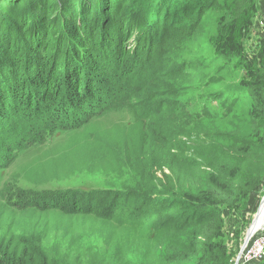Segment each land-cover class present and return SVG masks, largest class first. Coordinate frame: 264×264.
I'll return each mask as SVG.
<instances>
[{
  "label": "trees",
  "instance_id": "trees-1",
  "mask_svg": "<svg viewBox=\"0 0 264 264\" xmlns=\"http://www.w3.org/2000/svg\"><path fill=\"white\" fill-rule=\"evenodd\" d=\"M218 1L0 0V163L108 112L132 111L134 123L117 150L118 169L129 175L117 189L3 197L19 212L96 221L107 228L102 245L84 229L19 225L0 237V264L234 263L224 213L242 211L264 182V52L260 69L245 66L252 102L241 114L236 100L217 114L222 96L212 91L179 99L195 64L173 57ZM228 16L217 36L234 53L249 27L235 30L233 42ZM147 100L144 109H152L141 114ZM114 229L122 237L105 247Z\"/></svg>",
  "mask_w": 264,
  "mask_h": 264
},
{
  "label": "rangeland",
  "instance_id": "rangeland-1",
  "mask_svg": "<svg viewBox=\"0 0 264 264\" xmlns=\"http://www.w3.org/2000/svg\"><path fill=\"white\" fill-rule=\"evenodd\" d=\"M248 1L256 5L254 12L249 6L241 5L240 8L235 0H219V9L205 12L201 20V33L187 40L183 49L173 54L176 61L187 60V63L195 64L193 69L186 71L182 76L184 80L180 93L183 96L178 97L179 99L212 91L217 97L222 96L221 102L217 103V114L223 113L222 102L226 100L240 101L235 108L237 114L244 113L249 108L252 100L248 98L249 93L244 86L250 85L251 82L246 80L248 70L245 66L249 65L255 69H260L262 66L258 58L264 52V21L260 8L262 1ZM230 12L231 15L228 16ZM234 13L236 15H233ZM226 16H228L226 21L230 40L236 34L235 30L246 24L249 27L241 38V44L238 40L237 42L232 40L239 47L234 53L227 46V39L222 40L221 34L217 36L220 23ZM213 38L218 40V46H213ZM147 102L148 100L138 105L141 114L152 109L151 107L144 109ZM132 113V111L108 112L103 117L90 120L88 125L81 129L53 134L44 144L20 153L12 163L1 161L0 166L7 167L0 168V237L5 234L7 228L13 230L19 225L30 228L34 224H40L47 225L50 230L75 229L76 233H81L84 229L86 234L97 233L91 242L102 245L100 237L107 228H100L96 221L90 224L85 219H69L56 212L42 213L35 210L19 212L15 207L6 205L3 197L10 195L16 201L18 194H32L33 191L117 189L121 184L119 178L129 177L125 168L118 169L123 163L124 155H120L117 150L123 146V140L130 132V127L134 125ZM170 116L179 120L181 118L179 114H170L165 118ZM228 121L226 119L218 128L225 129L224 124ZM129 162L134 164L131 159ZM157 175L160 177L161 174L157 173ZM248 198L246 207L242 211L235 213L229 211L223 216L222 232L226 246L232 252L235 261L239 256L238 264L255 262L249 256H253L260 247L264 249V227L250 236L244 246L247 231L252 230L258 220L257 217L264 211L262 208L264 182ZM262 222L264 225V219ZM118 232V229L112 231L110 238L107 237L109 243L105 247L122 237Z\"/></svg>",
  "mask_w": 264,
  "mask_h": 264
},
{
  "label": "bare ground",
  "instance_id": "bare-ground-1",
  "mask_svg": "<svg viewBox=\"0 0 264 264\" xmlns=\"http://www.w3.org/2000/svg\"><path fill=\"white\" fill-rule=\"evenodd\" d=\"M262 208H264V205H263V207ZM257 221L254 223V225H253V227H252V230L250 231V230H248L247 231V236L248 237H250V236H252V235H254L257 231L259 232V231H261L260 229L262 228V227H264V225H263V222H262V220L264 219V211L257 217ZM251 227V226H250ZM250 229V228H249ZM249 231H250V233H249ZM263 231H264V229H263ZM262 231V232H263ZM262 234V233H261ZM246 236V235H245ZM255 238H257V237H255ZM262 238V237H261ZM258 239V238H257ZM251 240V239H250ZM252 242V241H251ZM257 242V241H256Z\"/></svg>",
  "mask_w": 264,
  "mask_h": 264
},
{
  "label": "built area",
  "instance_id": "built-area-1",
  "mask_svg": "<svg viewBox=\"0 0 264 264\" xmlns=\"http://www.w3.org/2000/svg\"><path fill=\"white\" fill-rule=\"evenodd\" d=\"M261 17L262 21H264V0H261ZM264 256V249L262 247L256 249V253L252 256L250 255L249 258L252 259V261H258L261 260Z\"/></svg>",
  "mask_w": 264,
  "mask_h": 264
},
{
  "label": "water",
  "instance_id": "water-1",
  "mask_svg": "<svg viewBox=\"0 0 264 264\" xmlns=\"http://www.w3.org/2000/svg\"><path fill=\"white\" fill-rule=\"evenodd\" d=\"M246 238H247V240L245 241V243H244V246L247 244V242H248V240H249V237L246 235ZM244 248V247H243ZM238 262H239V256H237V259H236V261H235V264H238Z\"/></svg>",
  "mask_w": 264,
  "mask_h": 264
}]
</instances>
